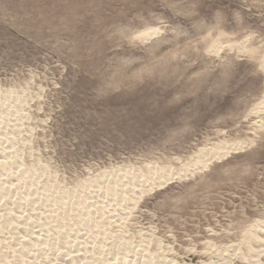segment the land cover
<instances>
[{
    "label": "rangeland",
    "instance_id": "374dc122",
    "mask_svg": "<svg viewBox=\"0 0 264 264\" xmlns=\"http://www.w3.org/2000/svg\"><path fill=\"white\" fill-rule=\"evenodd\" d=\"M262 36L264 0H0V264H264Z\"/></svg>",
    "mask_w": 264,
    "mask_h": 264
},
{
    "label": "bare ground",
    "instance_id": "6f19581e",
    "mask_svg": "<svg viewBox=\"0 0 264 264\" xmlns=\"http://www.w3.org/2000/svg\"><path fill=\"white\" fill-rule=\"evenodd\" d=\"M146 32V31H145ZM211 47V46H210ZM222 45H220L219 43H214V45L212 46V50L213 51H215V52H217V53H220V51L222 50ZM263 66H262V68L264 69V64H262ZM254 112H255V114L257 115H260L261 113L263 114L264 113V100L258 105V107L254 110ZM254 114V115H255ZM245 142V141H244ZM225 143V142H224ZM243 143V142H242ZM240 147V144H237L236 143V145L235 144H233V145H231V144H229V146L228 145H221V143L220 144H217V145H213V147H210V148H204V149H201L197 154H195V156H194V159L192 160V162H191V164H190V166L188 165L186 168H183L181 171H179V170H177L178 172H175V173H173L171 170H165V169H162V168H156V167H152V168H149V172L150 173H154V172H158L160 175H158L159 176V179L162 181V180H164L163 182H160V184L162 185V184H164V183H168L169 181H171V180H174V177L176 176V175H179L180 176V178H181V176H182V174L184 173L185 175L186 174H188V172L189 171H191L192 173H194V170H203L204 168H208L209 167V165L213 162V160H215V159H220V158H223V157H225L226 158V156L232 151V150H237L238 148ZM190 161H191V159H190ZM211 162V163H210ZM189 163V162H188ZM148 167H149V165H148ZM189 167H192L193 169L191 170ZM131 169V168H130ZM207 170V169H206ZM141 171V170H140ZM120 171H115V172H111V173H105V176L106 177H109V180H111L112 182H113V188L114 189H117V188H115V186L116 185H114L115 184V182H117V177L119 178V176H118V173H119ZM199 172V171H198ZM126 173V172H125ZM128 174V173H127ZM154 175V174H153ZM179 176H177V177H179ZM129 178V177H128ZM119 179H121V178H119ZM157 179V178H156ZM124 181V180H123ZM130 181V180H129ZM128 182V181H127ZM126 182V184H128ZM136 182V181H135ZM146 182H149V179L148 178H146V180H145V182L144 183H146ZM173 182V181H172ZM123 182H121V184H122ZM141 183V182H140ZM143 183V184H144ZM153 183H155V182H153ZM152 183V184H153ZM157 183H159V182H157ZM89 184H90V182H89ZM132 184V183H131ZM141 185V189L139 190V192H136L135 190V192H133L136 196H138L139 198L141 197L140 195H142L143 193H145V186L144 185ZM98 186V185H97ZM118 186H119V184H118ZM140 186V185H139ZM151 186V185H150ZM8 187V186H7ZM122 187V186H121ZM160 187V186H159ZM112 188V189H113ZM158 188V187H157ZM40 189H43V188H40ZM134 189H136V187H134ZM23 190V189H22ZM119 190V189H118ZM46 191V190H45ZM123 191V190H122ZM30 192V191H29ZM115 192H116V190H115ZM113 194H114V192H113ZM116 194V193H115ZM126 195V194H125ZM115 196V195H114ZM139 198H137L136 197V199H139ZM135 198L134 199H132V200H135V201H137ZM138 201H141V200H138ZM137 201V202H138ZM137 205V204H136ZM131 208V207H130ZM118 210V209H117ZM127 212V211H126ZM44 217V216H43ZM30 221V220H29ZM62 223V222H61ZM55 227H57V226H55ZM264 221H258L257 222V224H254V225H252L251 226V229L249 230V234L247 235V237L250 235V238H249V243H250V240H251V238H254L255 239V242H257V243H263V246H264ZM2 231V230H1ZM49 232V231H48ZM77 239V238H76ZM247 239V238H246ZM245 239V240H246ZM254 241V240H253ZM245 242V241H244ZM37 244V243H36ZM244 244V243H243ZM21 245V244H20ZM33 246V245H32ZM241 246V245H240ZM262 246V247H263ZM29 247V246H28ZM231 248V247H230ZM237 248V247H236ZM149 249V248H148ZM250 249L251 250H253V249H255V253L257 252L256 251V248L254 247V248H252V247H250ZM23 250V249H22ZM139 251V250H138ZM24 252V251H23ZM15 253V252H14ZM262 253H264V248H263V250H259V253H258V256L260 255V254H262ZM23 255V254H22ZM120 255V254H119ZM264 255V254H263ZM26 256V255H25ZM117 256V255H116ZM249 256V255H248ZM261 256V255H260ZM257 257V256H256ZM120 258V257H119ZM227 258V257H226ZM225 258V259H226ZM121 259V258H120ZM246 259V258H245ZM118 260V259H117ZM248 260V259H247ZM259 260V259H258ZM124 262V261H123ZM174 262V261H173ZM7 264V263H6ZM64 264V263H63ZM127 264V263H126ZM260 264V263H259Z\"/></svg>",
    "mask_w": 264,
    "mask_h": 264
},
{
    "label": "snow or ice",
    "instance_id": "6c2138e0",
    "mask_svg": "<svg viewBox=\"0 0 264 264\" xmlns=\"http://www.w3.org/2000/svg\"><path fill=\"white\" fill-rule=\"evenodd\" d=\"M173 3H177L178 0H172ZM196 0H194V3ZM195 16V20H191L189 18ZM170 24H163L160 23L156 28L151 29L150 31H146L140 34V36L137 37L138 40L141 42L142 50L147 53L151 51L154 48H165L170 46V44L175 40V36L173 33H176L179 29L180 33L182 34L184 29L191 28L194 24H200V18L198 16V9L197 7L193 5H187L183 8L177 9L175 12H172L169 15ZM222 20L217 21V26L222 24ZM138 28H146L148 25L140 24L137 26ZM163 29V31H161ZM262 40H264V36L261 37ZM145 42L148 43L147 47H144ZM61 163H65L64 161H61ZM211 163V162H210ZM65 167L67 165L65 164ZM70 172L72 169H68ZM81 172L83 170L81 169ZM242 175H247L246 171H242ZM133 206H135V202L133 201ZM69 262L71 261V258H68Z\"/></svg>",
    "mask_w": 264,
    "mask_h": 264
}]
</instances>
